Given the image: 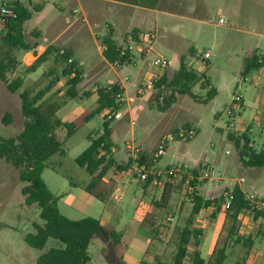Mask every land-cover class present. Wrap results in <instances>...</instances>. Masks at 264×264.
Here are the masks:
<instances>
[{
	"label": "rangeland",
	"instance_id": "374dc122",
	"mask_svg": "<svg viewBox=\"0 0 264 264\" xmlns=\"http://www.w3.org/2000/svg\"><path fill=\"white\" fill-rule=\"evenodd\" d=\"M14 1L18 5H26L31 12V18L24 24L28 43L70 46L76 54L74 63L84 70V82L80 85L78 98L64 106L58 116L64 121L81 122L98 107V87L121 81L126 87L123 94L126 102L121 105L126 118L111 122L117 130L112 146L119 148V161H126L128 154L125 144L134 138L142 149L144 163L145 156L148 158L150 169L165 172L178 168L180 164L183 171L175 177H163L148 187L145 194L141 190L146 182L139 181L130 173L111 171L99 190L109 192L115 188L123 191L124 195L113 222L105 225L102 234L91 243L88 264H116L121 262L122 256H126L127 264H141L145 251L137 250L133 242L138 244V248L142 242L148 243L147 257L153 263L154 256L159 255L165 261H171L180 232L192 213V199L196 193L191 192L189 186L193 181L197 186L201 184L200 192L204 195L206 190H214L207 196L210 199L221 201L223 198L225 201L226 191L241 185L249 199L264 201V168L244 167L239 149L230 138L232 134L236 138L247 134L250 143L254 144L252 148L264 150V76H260L264 68L245 73L247 61L255 54L264 62V0H257L256 4L251 3L253 0H242L240 20L235 17L236 13L214 11L206 19V25L193 26L190 21L161 15L157 21L156 40L147 42L145 47L132 43V62L123 67L103 60L102 41L107 25L115 24L105 11L98 18L90 17L83 22L82 13L79 11L73 15L63 0H33L34 4L42 5L41 10L28 0ZM250 6L253 8L251 12ZM254 7L257 8L255 12ZM255 15L257 22L250 19ZM68 17L78 21L77 24H70ZM221 17L226 19L225 25L219 23ZM129 25L130 22H125L117 27L115 40L123 48H126L124 33L129 30ZM66 30L68 32L62 37ZM142 50L146 52L144 57ZM206 51L211 53L209 60L201 57ZM158 57L169 61L168 84L178 75L184 61L187 68L204 74L209 82L205 88L200 82L197 83L193 93L206 99L210 89L214 88L217 95L207 102H197L191 96L178 94L171 107L160 111L158 100L162 105L169 100L173 87H155L154 82L160 77L150 71L153 67H159L156 64ZM22 63L19 70L10 75V80L24 76V88L36 86L43 73L50 68L48 63L37 73L29 75L24 74L26 65ZM158 69L163 72V69ZM146 75L147 80L143 82ZM258 79L260 83L254 86L253 82ZM48 82L46 79L37 86L43 88ZM57 88L61 90L57 100L65 101L68 90L66 79ZM259 91L262 98L258 95ZM237 95L243 97L242 102H235ZM108 111L95 115L68 140L65 155H55L46 163L43 179L59 198L61 213L71 220L94 217L106 223L105 203L94 198H91L93 205L88 208L81 203L83 197H88L83 188L89 185L91 177L76 163V159L88 148L91 139L102 132ZM7 113L11 115L10 122H6ZM230 124H234L235 128ZM24 125L19 95L9 92L0 80V136L17 137ZM247 126L252 132L248 133ZM191 128L196 132L194 138L188 140L182 137L187 136ZM162 140H168L166 150L156 159L155 153ZM201 165H204V170L207 166L215 169L223 181L205 179L199 182L192 179L194 169ZM241 179L244 181L238 183ZM167 184L171 187L165 210L155 203L161 201ZM185 186H188V191L184 189ZM22 187L19 172L6 160H0V264H38L39 257L51 248L64 247L59 241L50 239L44 250L39 251L25 242V236L34 232V223L42 221L40 209L36 205H26ZM119 190L115 194L118 195ZM222 204L221 212L216 217L210 210L204 209L196 218V224L209 231L221 247L228 244L226 264H236L239 260L245 261V264H264V219L256 217L252 211L242 212L236 223L237 236L228 242L233 221L227 217ZM148 210L154 213L147 215ZM157 212L160 216L158 223L141 231L143 224L147 225L144 221H153L149 216L154 217ZM170 215L172 220L168 219ZM127 226L134 229L129 230L120 244L117 243L112 233L118 235ZM238 237L240 242H236ZM248 239H252L251 246L244 244ZM129 244L130 248L125 253Z\"/></svg>",
	"mask_w": 264,
	"mask_h": 264
},
{
	"label": "trees",
	"instance_id": "16d2710c",
	"mask_svg": "<svg viewBox=\"0 0 264 264\" xmlns=\"http://www.w3.org/2000/svg\"><path fill=\"white\" fill-rule=\"evenodd\" d=\"M131 6L147 9H156L160 0H111ZM31 5L32 3L29 2ZM38 9L40 5H33ZM18 19L12 21L0 35V80L5 84L7 90L12 94H18L21 99L22 113L25 117L23 131L13 138L0 136V160H6L19 172L20 181L23 184L22 194L27 206H37L40 209V219L42 223L35 222L34 232L25 236V242L32 248L42 251L50 239H55L63 244V248H51L38 259V264H88L89 248L93 240L102 234V223L94 217H86L80 220H71L64 216L59 209V198L56 197L43 179V173L47 161L55 155H65L66 143L72 138L79 128L89 122L95 115L101 114L105 110L119 109L118 94H123L124 89L118 83L108 87L97 89L98 107L91 114L83 118L81 122H65L58 113L64 104L70 100H75L79 96L78 88L84 82L82 71L75 63H69L73 58V51L70 48H62L56 44L49 45L45 52L36 61L26 66L24 74H34L44 65L50 64V68L45 71L36 86L24 88V76H17L10 80V75L15 74L23 64L20 56L38 48L39 43L31 45L27 42L24 24L31 18V12L26 5H18ZM103 53L106 59L113 64L124 66L132 62V52L130 49L121 48L113 39L111 33L104 38ZM65 53L62 54L61 51ZM124 53V54H123ZM264 67V62L259 60L255 54L246 63L245 73L249 74L254 70ZM166 70V69H165ZM49 80L48 84L39 88L37 85L42 81ZM66 79L67 99L63 102L57 100L61 93L56 89L58 84ZM167 74L154 82L156 88L164 85L173 87V94L163 105L158 100V108L165 111L171 107L177 95L191 96L197 102H207L217 95V91L211 88L206 99L200 98L193 93V88L197 83L203 87L209 85L204 74L187 68L184 61L178 75L168 84ZM159 98V96H158ZM6 122L11 121L10 113L6 115ZM188 128V127H185ZM112 131L110 123H104L103 133L91 139L90 146L76 159V163L84 169L91 177L88 186L84 190L103 203L108 201L112 189L109 192L99 191V186L105 181L111 170L117 173H129L131 162L127 165L120 164L112 154ZM230 138L235 141L239 149L240 159L244 167L264 168V150L257 151L252 148L250 137L247 134ZM190 140V139H188ZM244 142V144H243ZM251 146V147H250ZM141 157V162L144 163ZM169 177V176H168ZM171 178V177H169ZM161 179L151 176L146 185L153 182L158 183ZM196 182H191L190 188H195ZM170 184H167L158 208L165 207L169 199ZM234 199L227 211V217L233 221L227 241L236 237V223L242 212L250 211L249 199L242 189L236 185L230 190ZM192 213L186 221V225L180 232L179 242L176 252L171 261L162 258H155L154 264H226L228 254V244L224 246L216 245L212 256L205 260L200 253V246L205 235V230L196 225V218L204 209L216 208L214 217L222 209V202L218 199H205L197 194L194 195ZM163 204V205H162ZM256 217L264 218L263 212H255ZM151 219L153 216H149ZM147 220V219H146ZM144 221L146 226H142L141 231L153 226L154 221ZM113 234L117 243H121L127 234L126 231L120 234ZM226 241V242H227ZM236 242H240L238 237ZM244 244L251 246L252 239L244 241ZM193 249V251H190ZM116 264H124L118 262ZM142 264H146L143 262ZM236 264H245L239 260Z\"/></svg>",
	"mask_w": 264,
	"mask_h": 264
},
{
	"label": "crops",
	"instance_id": "0c3cea01",
	"mask_svg": "<svg viewBox=\"0 0 264 264\" xmlns=\"http://www.w3.org/2000/svg\"><path fill=\"white\" fill-rule=\"evenodd\" d=\"M28 1L31 2L32 5H39V4H34L33 0H28ZM253 2L256 4L257 0H253L251 3H253ZM63 3L65 5V7H67L71 11V13L73 15L77 14L80 11L82 13V16H83V18H82L83 22H86L90 17L98 18L105 11L107 13V15H110L111 19L114 21L115 24L114 25H112V24H108L107 25V32H106V35L104 36V38L106 36H108L109 33H111L113 35V39H114L115 42H116L115 35H116V32H117V27L121 26L125 22H130V25L128 26L129 30H127V32L124 33V39H125L124 41L126 43L125 46L126 47H130V48H132V43H135L139 47H143L147 43V35L153 34L154 32H158V23H157V21H158V18L161 15L169 16V17L177 18V19H182V20H187V21L192 22L193 26H196L194 24L206 25V23H207L206 19H208L210 14L212 12H214V11H217V12H221L222 11V12H225V13H236V14H234L235 17L237 18V20H240V19H242L241 11H242V7H243V1L242 0H160L159 5H158V7L156 9H147V8H142V7H137V6H131V5H128V4H124V3H121V2H117V1H111V0H63ZM75 6H77L78 8L77 9L74 8ZM41 7H42V5H40V8H39L40 10L42 9ZM71 8L72 9L74 8V9L72 10ZM252 9L253 8L250 6L249 7V11L251 12ZM253 11L254 12L257 11V8L254 7ZM67 19H68V21L71 20L70 24H73L74 26L78 22V21L72 19V17H71V19L69 17ZM220 19H224V18L221 17V18H219V20ZM250 19L251 20L253 19L254 22H257L256 15L253 18L251 17ZM165 29L167 30V28H165ZM68 30H66L63 33L62 37L68 32ZM104 38H103V41H104ZM103 41H102V43H103ZM118 45L121 48H123V45H120V44H118ZM48 46H45V45L43 46V45L39 44L38 48H36L35 50H33V51L29 52V53L24 54L23 58L21 57L22 58L21 61L24 62L26 66L32 65L36 61V59L45 52V50H46V48ZM62 48H70L73 51V58H71V59H73L75 61L76 54L74 53V49L71 48L70 46L62 47ZM103 49H104V46H103ZM131 52H132V49H131ZM145 53L146 52L142 50V54H143L142 56L143 57L145 56ZM103 55H104V53H103ZM104 58H103V60H106L108 64H113V63H110L106 59L105 56H104ZM114 65H118V64H114ZM121 67H123V66H121ZM111 68H114V67H112V65H111ZM263 68H261V70ZM150 73L153 74V75H157V76H159L161 78L162 76L167 74V69L166 70L163 69V72H161L158 68L153 67L151 69ZM82 74H83V72H82ZM84 75L85 74H83V78H84ZM97 75H99V74H97ZM260 76L261 77L264 76V72L263 71H261V75ZM144 80H147V75H146V78L143 77L142 81L144 82ZM156 80H158V79H156ZM118 82H120L118 84H120V85L122 84L123 85L122 88L124 89V91H126L125 85L121 81H118ZM60 83L58 85H60ZM258 83H260L259 79L254 81L253 85L254 86H258ZM110 85H113V84H110ZM110 85H108V86H110ZM108 86H106V87H108ZM99 87H104V86H99ZM79 88H78V92H79ZM57 89H59V88H57ZM258 95L262 98V94L260 95V91H259ZM70 101H72V100H70ZM70 101H68L67 104ZM97 102H98V99H97ZM67 104H64L63 107L66 106ZM125 118L126 117H124L123 119H125ZM65 122H72V121H65ZM75 122H77V121H75ZM109 123H110V129L112 131L111 142L113 144L112 140L115 137V135L117 136V130L112 127V123L111 122H109ZM84 124H86V123H84ZM247 127H249V126H247ZM103 130H104V126H103ZM103 130H102L101 133H98L97 136L101 135L103 133ZM133 142L137 145L136 140L134 138L131 141L126 142V144H125L126 149H127V154H128L126 161H119V159L121 158V157H118V156H120L119 155L120 153L117 152V149H119V148L115 147V145H114V148L112 146V154H113V156L116 158V160L120 164L127 165L129 162L132 163L131 150L128 147H129V144H131ZM252 145L254 146V144H251V146ZM89 146H90V144H89ZM137 146H139V145H137ZM141 157H142V155H141ZM145 160H146L145 161L146 163H144V164L149 167L150 164H149L148 158L146 156H145ZM202 167H203V169H202ZM149 169H150V167H149ZM204 169H205L204 165H201V166H199V168L194 169L195 175H194V177H192V179H194V180L196 179L197 181L202 182L203 180H200V178L202 176L201 173L203 171H205ZM111 171H115V170L113 169ZM107 177H106V179H107ZM242 180L244 181V179H241L240 181H238V183H240V182L242 183ZM104 182L101 185H103ZM154 184H156V183L153 182L150 185H146L145 184L144 187L141 190L142 194H145L147 188L153 186ZM100 186H99V188H100ZM200 186H201L200 183L198 184V186L195 184V188H190V186H189V189L191 190V192H195L197 195H199L201 197H204L207 200L210 199L207 196H209V194L211 192H214V190L213 191H210V190L207 191L206 190L204 192L205 193V195H204V194H202L200 192ZM238 186L246 194V192L243 190L242 186L241 185H238ZM170 187H171V185H170ZM184 189L186 191H188V186H185ZM116 190H119V189H115V188L112 189V193L110 194V197L108 198V201L105 203V214H106V217H107L106 218V223H103L99 219L101 221V223H102V228H104L105 225L111 224L113 222V219H115V216L117 215L118 211L120 210V202H121V200H118V196L120 194L124 195V193H123V191L119 190V193L117 195V194H115ZM86 194H87L88 197H83L82 200H81V203L83 205H85L86 208H88L91 205H93V201H92L91 198H94V199H96V198L94 196L88 194L87 192H86ZM156 206H157V204H156ZM166 207L167 206L164 207L165 210H166ZM179 208H180V212H181L182 206L179 207ZM192 208H193V204H192ZM215 209L216 208L211 207L208 210H210L211 214H214ZM136 212H137V210H136ZM151 213H154V212L152 210H148L147 211V215L151 214ZM159 217H160L159 213L157 212L154 215V218H153V221H154L155 224L158 223ZM168 219L172 220V216L170 215L168 217ZM198 227H200V226H198ZM130 229H134V228H132L130 226H127L122 232L126 231V233H128ZM145 230H142V231H145ZM137 241H139V239ZM133 244H135L134 247H136L137 250L141 249V251H142L144 249V251H145L144 252V260L142 261V263L145 262L146 264H154L147 257L148 256V243L142 242L141 245L139 246L140 248H138V244H136L134 242H133ZM216 245H217V239L212 238V236L210 235V232L205 230V235H204V237L202 239V243H201V246L199 248L202 257L205 260H208L212 256ZM129 248H130V244L127 246V249H126L125 253L128 251ZM191 250L193 251V249H191ZM155 258H162V257H161V255H159V256H154V259ZM121 262L124 263V264H127L126 256H122Z\"/></svg>",
	"mask_w": 264,
	"mask_h": 264
},
{
	"label": "built area",
	"instance_id": "2783aa9c",
	"mask_svg": "<svg viewBox=\"0 0 264 264\" xmlns=\"http://www.w3.org/2000/svg\"><path fill=\"white\" fill-rule=\"evenodd\" d=\"M19 13H18V3L17 1L15 2L14 0H0V35L2 31L14 20L18 19ZM225 19H220L219 23L221 25L226 24ZM157 33L154 32L153 34L147 35V42L148 43H153L156 40ZM152 47V44L150 45ZM126 49H132L130 47H126ZM62 54L65 53L64 50L61 51ZM124 54V53H123ZM201 57L204 60H209L211 58V53L209 51L204 52ZM73 59H69V63H73ZM156 64L159 66L158 68L161 69H167L169 66V61H167L166 58L164 57H158L156 60ZM235 102L240 103L243 101V97L241 95H237L235 97ZM117 101L118 103H123L125 102V98L123 94H118L117 96ZM125 117V112L119 108V109H110L106 115V121L107 122H112V121H120ZM231 127L235 128L234 124H230ZM248 132H252V129L249 127L247 130ZM196 132L194 128H191L187 136L182 137H187L188 139H193L195 136ZM167 141L168 140H162L156 150L155 153V158L158 159L160 158L166 150L167 146ZM131 150V158H132V164L131 168L129 170V173L133 175L135 178L139 179L141 182H146L151 176H155L157 178L162 179L165 176L169 177H175L177 174L183 173L182 169L180 168V165L176 169H169L165 172L162 171H153L149 169L147 165H145L143 162H141V155H142V149L137 146L134 142L129 144L128 147ZM205 179H210V180H220L223 181V178L221 177L220 174L216 173L215 169L207 167L205 170L204 175L201 176L200 180H205ZM243 182V180H242ZM225 201L224 207L225 209H229L232 205L233 202V195L231 191H226L224 194ZM123 195L120 194L118 196V200H122ZM249 206H250V211H255V212H263L264 213V201L263 200H251L249 199Z\"/></svg>",
	"mask_w": 264,
	"mask_h": 264
}]
</instances>
